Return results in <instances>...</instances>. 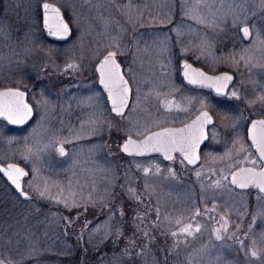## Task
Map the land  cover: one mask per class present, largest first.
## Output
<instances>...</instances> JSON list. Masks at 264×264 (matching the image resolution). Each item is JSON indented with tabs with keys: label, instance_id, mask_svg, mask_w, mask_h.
Masks as SVG:
<instances>
[{
	"label": "rangeland",
	"instance_id": "obj_1",
	"mask_svg": "<svg viewBox=\"0 0 264 264\" xmlns=\"http://www.w3.org/2000/svg\"><path fill=\"white\" fill-rule=\"evenodd\" d=\"M41 1L0 3V87L45 82L31 125L0 120V161L29 170L33 196L21 198L0 174V261L264 264V194L229 183L235 167L261 164L246 127L264 116V0H55L74 29L65 42L45 36ZM110 49L132 99L122 115L109 110L108 123L96 64ZM182 57L235 72L228 95L185 87ZM201 108L217 119L197 166L121 151L127 135L181 124Z\"/></svg>",
	"mask_w": 264,
	"mask_h": 264
},
{
	"label": "snow or ice",
	"instance_id": "obj_2",
	"mask_svg": "<svg viewBox=\"0 0 264 264\" xmlns=\"http://www.w3.org/2000/svg\"><path fill=\"white\" fill-rule=\"evenodd\" d=\"M45 10V25L47 26L49 32L52 35H67L69 33L68 24L65 22L60 9L54 5L45 3L43 4ZM242 33L245 37L249 35V29L247 27L242 29ZM115 53H109L100 64V73H101V83L104 84L109 92V96L112 99L113 110L120 114L124 107L127 104L128 97V87L127 81L123 79V76L120 75L119 65L115 63L114 60ZM110 64L109 70L106 72L105 68ZM68 67H75V65H68ZM184 75L188 78V82L192 84H200L202 86L215 87L217 92H221L223 86L230 81L232 78L230 76H218V77H207L203 72L192 69L191 65L184 64ZM192 73V75H190ZM212 81V83H207ZM220 82H224L220 86ZM24 93L18 90H8L6 92L0 93V98L2 97H15L14 101H5L0 99V116H5L14 124L23 123L30 115L31 108L29 105L24 103ZM235 96V93H232ZM15 116L16 118H13ZM211 118L207 112H203L196 121L193 122V125L188 128L183 129H165L162 132L153 134L150 137H146L145 141L137 143L129 139L123 145V151L129 152L130 147L135 150L146 149L150 151H163L168 159H171V152L179 150L185 158L188 159L189 163H195V160L198 157L194 155H189V152L194 154L195 148L199 144V137L185 136L186 132H189L190 129L196 124L201 125V135H202V125L203 123L210 122ZM254 146L259 151L260 160L264 163V120L256 121L252 125V136ZM154 141V143H149ZM61 155H64V149L61 147L59 149ZM9 169L16 172V176H12L9 172V179L12 183L20 188V178L27 175L23 169L18 168L14 165H9ZM231 183L237 184L240 188H247L249 186L256 187L260 191L264 192V169L256 171L252 168L240 169L238 172L232 175ZM43 195V193H41ZM179 223V222H177ZM190 227V226H189ZM198 230V229H197ZM182 232H187L191 235L189 228H182ZM176 235V233H173ZM217 238H219V233H217ZM252 256H257L255 251L251 252ZM0 264H3L0 261Z\"/></svg>",
	"mask_w": 264,
	"mask_h": 264
},
{
	"label": "water",
	"instance_id": "obj_3",
	"mask_svg": "<svg viewBox=\"0 0 264 264\" xmlns=\"http://www.w3.org/2000/svg\"><path fill=\"white\" fill-rule=\"evenodd\" d=\"M45 3H48V4H51V5H54L55 7L59 8L60 9V12L65 20V22L68 24V27H69V33L67 35H52L47 26L45 25V10L43 8V4ZM41 7H42V14H43V19H42V25H43V29L45 30V34L46 36L51 39V40H55V41H65L67 39H69L72 35H73V27L70 23V21L68 20V18L66 17L64 11L61 9V7L56 4L55 2H52V1H49V0H45L42 2L41 4ZM109 53H115V57H114V60H115V63L117 65H119V71H120V75L123 76V79L125 81H127V87H128V97H127V104H126V107L123 108L122 112L120 114H118L116 111L113 110V105H112V99L110 98L109 96V92L107 90V88H105L104 84H102L100 81H101V73H100V64L103 62L104 58L106 56H108ZM187 63L189 65H191V68L192 69H195V70H198L200 72H203L207 77H218V76H224V75H227V76H230L232 79L230 81H228L222 88V91L221 92H217L216 91V88L215 87H208V86H202L200 84H192V83H189L188 82V78L185 77L184 75V64ZM110 68V64L108 66H106L105 68V71L107 72ZM96 69H97V72L99 74V85L100 87L103 89V91L105 92L106 94V97H107V100H108V103L111 107V110L117 114V115H122L124 113H126V111L128 110L129 106H130V103H131V99H132V87H131V84L129 82V79L127 77V75L125 74V71H124V66L122 64V62L120 61V59L118 58L117 56V52L114 50V49H110L108 51H106L102 56L101 58L98 60L97 64H96ZM179 69H180V77L182 79V81L190 88H194V89H205V90H209L213 93V95L215 96H218V97H224L228 92H229V89L231 87V85L235 82V79H236V76L234 74V72L230 71V70H221L219 72H216V73H213V72H209L207 70H205L203 67L201 66H198L196 64H194L190 59L186 58V57H182L179 61ZM190 75H192V73H190ZM207 83H212V81H208ZM221 84H224V82H220V84H217V86H220ZM8 90H18L20 92H23L25 95H24V98H23V101L24 103H26L27 105L30 106L31 108V115L23 122V123H19V124H14L12 123L9 119H7L5 116H0V120H3V121H6L10 126L12 127H23V126H26L30 123V121L33 119V116H34V109H33V106L32 104L29 102L28 100V96H27V91L24 90V89H21V88H17V87H2L0 88V93L2 92H6ZM0 99H3L5 101H14L16 98L15 97H2ZM203 112H207L209 117L211 118L210 122H206V123H203L202 125V135H201V125L200 124H196L195 126H193L189 132H186L184 135L185 136H192V137H199V144L198 146L195 148V152L194 154L192 152H189V155H194L196 157H198V159L195 160V163H189L188 162V159L185 158V156L179 151V150H176V151H172L170 154H171V159H173L177 154L189 165V166H197L201 159H202V156H201V150L203 148V146L205 145V143L207 142L208 138H209V126L211 124L214 123L215 121V117H214V114L211 112L210 109L208 108H202L196 115H194L190 120L186 121L185 123L183 124H180V125H165V126H162V127H159V128H156V129H153L151 131H148L146 132L143 136L141 137H135L133 135H127L120 143V149L121 151L128 155V156H133V157H148V156H161L164 160H171V159H168L167 156L165 155V153L163 151H150V150H146V149H139V150H135V149H132L130 147L129 149V152H125L123 151V145L129 140L131 139L132 141H135L137 143H141L143 141H145L146 137H150L152 136L153 134L155 133H158V132H162L164 131L165 129H183V128H188L189 126L193 125V122L197 120L198 117L201 116V114ZM13 118H16L15 116H13ZM264 120V117H255L253 118L250 123H249V126H248V129H247V133H248V138L252 144V147L254 149V151L257 153V155L259 156V151L258 149L254 146L253 144V141L251 139V136H252V125L254 122L256 121H262ZM150 144L151 143H154V141H150L149 142ZM260 157V156H259ZM9 165H14L18 168H21L24 170L25 173H27V175L23 176L20 178V188H17L11 181V179H9V175L8 173L10 172L12 176H16L17 173L12 171L11 169H9ZM246 168H252V169H255L257 172L260 171L261 169H264V163H262L261 166L257 167V166H252V165H240V166H237L235 167L230 175H229V183L239 189V190H247V189H254L258 192H261L264 194V192L260 191V189L256 188V187H253V186H249L247 188H240L237 184H233L231 183V180H232V175L236 172H238L240 169H246ZM0 173L5 177V179L18 191V193L24 198V199H28L31 197V194L25 190L24 188V180L29 177L30 175V172L29 170L24 167L23 165L19 164V163H8V164H5L3 162L0 161Z\"/></svg>",
	"mask_w": 264,
	"mask_h": 264
},
{
	"label": "flooded vegetation",
	"instance_id": "obj_4",
	"mask_svg": "<svg viewBox=\"0 0 264 264\" xmlns=\"http://www.w3.org/2000/svg\"><path fill=\"white\" fill-rule=\"evenodd\" d=\"M3 0H0V3L2 2ZM43 1H45V0H42L41 1V3H40V6H39V10H40V17H41V22H42V19H43V14H42V7H41V4H42V2ZM49 1H52V2H55L56 4H58L60 7H61V9L63 10V7H62V5L58 2V1H55V0H49ZM64 11V10H63ZM64 13H65V11H64ZM66 15V14H65ZM67 17V16H66ZM42 27H43V25H42ZM73 31H74V29H73ZM43 32H44V34H45V30L43 29ZM45 36H46V34H45ZM47 37V36H46ZM72 37V36H71ZM70 37V38H71ZM48 38V37H47ZM69 38V39H70ZM49 39V38H48ZM69 39H67V40H69ZM49 40H51V39H49ZM67 40H65V41H67ZM52 42H65V41H55V40H51ZM181 59V58H180ZM180 59L178 60V66H179V61H180ZM188 59H190V58H188ZM194 64H196V65H198V66H200L197 62H195V61H193L192 59H190ZM202 67V66H201ZM179 68V67H178ZM204 68V67H203ZM205 69V68H204ZM206 70V69H205ZM221 70H226V69H221ZM221 70H219V71H221ZM208 71V70H207ZM219 71H215V72H213V73H216V72H219ZM210 72V71H209ZM96 73H97V83H98V85H99V74H98V72H97V69H96ZM178 74H179V76H180V69H178ZM234 74H235V72H234ZM235 76H236V74H235ZM35 80V81H34ZM182 83H183V85L185 86V87H187V88H189V89H192V90H194V88H190V87H188L183 81H182V79H181V77H180V79H179ZM236 82V81H235ZM235 82L231 85V87H230V89L232 88V86L235 84ZM29 83H30V85H29V88H23V89H25L26 91H27V96H28V100H29V102L32 104V106H33V109H34V116H33V119L30 121V123L28 124V125H31L35 120H36V116H37V111H36V103H39V101L42 99V97H41V94H42V86L45 84V82L43 81V80H39V81H36V79L34 78L33 80H30L29 81ZM2 87H8V86H1L0 88H2ZM99 87H100V85H99ZM100 89L102 90V93H103V95H104V99H105V103H106V105H107V108H108V114H109V110L114 114V115H117V114H115L112 110H111V107H110V105H109V103H108V100H107V97H106V94H105V92L103 91V89L100 87ZM230 89H229V91H230ZM203 90H205V89H203ZM205 91H207L208 93H210L214 98H217V99H219V100H221V99H223V98H225L227 95H228V93L224 96V97H218V96H215V95H213V93L211 92V91H209V90H205ZM131 104V103H130ZM202 109V108H201ZM200 109V110H201ZM199 110V111H200ZM198 111V112H199ZM197 112V113H198ZM212 112V111H211ZM196 113V114H197ZM213 113V112H212ZM196 114H194V115H196ZM214 114V113H213ZM193 115V116H194ZM192 116V117H193ZM191 117V118H192ZM214 117H215V121H214V123L213 124H211L209 127H211L212 125H214L215 124V122H216V119H217V117H216V115L214 114ZM255 117H264L263 115H259V116H254V118ZM190 118V119H191ZM111 119H113V117L111 118V115L109 114V117H108V123H110V121H111ZM189 119V120H190ZM253 119V118H252ZM251 119V120H252ZM188 121V120H187ZM186 122V121H185ZM185 122H183V123H185ZM183 123H181V124H183ZM250 123V122H249ZM249 123H248V125H247V127H246V131H247V129H248V126H249ZM178 125H180V124H178ZM27 126V125H26ZM165 126V125H164ZM247 137H248V133H247ZM209 139V138H208ZM249 139V138H248ZM251 143V142H250ZM62 144H59V146H61ZM251 146H252V144H251ZM62 147H63V145H62ZM253 148V147H252ZM63 149H64V151H67V149H65V147H63ZM254 150V149H253ZM255 152V151H254ZM256 153V152H255ZM256 155H257V153H256ZM179 156V155H178ZM161 157V156H160ZM257 157L260 159V157L257 155ZM162 158V157H161ZM175 158V157H174ZM163 159V158H162ZM164 160V159H163ZM172 160V159H171ZM165 161H167V160H165ZM169 161V160H168ZM261 161V160H260ZM262 165V162H261V164L260 165H253V166H257V167H259V166H261ZM5 179V178H4ZM8 182V181H7ZM9 183V182H8ZM12 186V185H11ZM13 189L15 190V192H17L18 193V191L13 187ZM19 194V193H18ZM20 195V194H19ZM21 196V195H20ZM21 198H23L22 196H21ZM33 198V196L31 195V197L30 198H28L27 200H30V199H32Z\"/></svg>",
	"mask_w": 264,
	"mask_h": 264
},
{
	"label": "trees",
	"instance_id": "obj_5",
	"mask_svg": "<svg viewBox=\"0 0 264 264\" xmlns=\"http://www.w3.org/2000/svg\"><path fill=\"white\" fill-rule=\"evenodd\" d=\"M11 187L13 188V186H11ZM102 251L103 250L101 248H96L95 251H92V253H94L93 257L98 256L100 253H102ZM69 258H72V259L68 260L69 264H75V263H77V264H85V261H86V260L81 259L79 254H73V255L69 256ZM68 261L66 262V264L68 263ZM91 261H95V260H91Z\"/></svg>",
	"mask_w": 264,
	"mask_h": 264
}]
</instances>
